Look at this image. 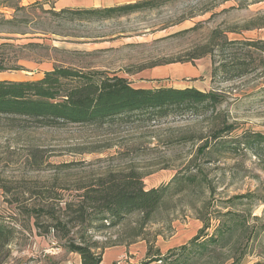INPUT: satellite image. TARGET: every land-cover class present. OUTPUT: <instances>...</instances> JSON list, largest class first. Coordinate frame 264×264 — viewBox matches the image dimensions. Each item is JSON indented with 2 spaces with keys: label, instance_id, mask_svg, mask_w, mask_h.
<instances>
[{
  "label": "rangeland",
  "instance_id": "374dc122",
  "mask_svg": "<svg viewBox=\"0 0 264 264\" xmlns=\"http://www.w3.org/2000/svg\"><path fill=\"white\" fill-rule=\"evenodd\" d=\"M53 4L0 0V46L6 45L0 55L9 67L24 69L6 72L7 79L37 80L64 66L125 77L134 87L190 86L221 94L224 102L215 111L144 116L100 129L40 127L0 115V216L15 228L14 240L0 249V264H81L64 239L47 232L49 216L38 220L33 210L65 208L78 185L130 170L142 174L147 189L178 180L148 224L137 213L116 228L86 233L102 248L101 264L168 255L198 235H213L228 212L246 217L256 232L244 241L241 264H264V151L204 148L225 123L236 128L231 137L264 134V54L242 44L221 48L225 40L264 41V0H169L123 18L72 23L52 15ZM12 19L21 23L4 24ZM227 57L246 61L249 74L213 77Z\"/></svg>",
  "mask_w": 264,
  "mask_h": 264
},
{
  "label": "trees",
  "instance_id": "16d2710c",
  "mask_svg": "<svg viewBox=\"0 0 264 264\" xmlns=\"http://www.w3.org/2000/svg\"><path fill=\"white\" fill-rule=\"evenodd\" d=\"M169 0H143L111 8L63 9L50 11L52 15L69 22L96 19L109 21L161 7ZM6 25L18 26V19L4 21ZM238 44L254 47L264 54V41L225 40L222 49ZM6 45L2 44L0 49ZM222 54V53H221ZM0 55V73L24 70L9 67L8 60ZM213 69V77L220 71L230 74L228 81L249 74V65L237 58L222 59ZM224 102L221 94L203 92L194 87L142 88L134 87L125 77L100 72H84L71 67L55 66L37 80L0 79V115L26 118L40 127L79 125L93 129L128 124L134 119L168 117L176 112L205 109L215 111ZM236 130L232 125L214 131L212 143L204 148L238 153L250 150L260 156L264 151V134L246 130L231 137ZM228 137V138H226ZM230 137V138H229ZM110 148V147H108ZM172 182L160 187L146 188L141 173L110 172L88 184L78 185L80 192L75 199L49 209L39 206L33 215L36 218L48 215L51 221L48 233L54 232L66 241L65 248L81 257V264H101L99 244L86 237L91 229L104 231L120 226L128 216L141 214L143 224H148L163 205L171 190ZM251 195L235 197L243 200ZM56 203V202H55ZM211 236L195 237L181 248L168 255L158 254L148 258L144 264H241L247 254L244 241L254 238L256 232L248 219L240 214L228 212ZM39 220V218H38ZM205 220V219H204ZM201 233L210 223L206 222ZM81 235L80 238L75 236ZM15 238V228L0 216V249L6 248ZM79 240V242H78ZM223 251L234 255H223Z\"/></svg>",
  "mask_w": 264,
  "mask_h": 264
},
{
  "label": "crops",
  "instance_id": "0c3cea01",
  "mask_svg": "<svg viewBox=\"0 0 264 264\" xmlns=\"http://www.w3.org/2000/svg\"><path fill=\"white\" fill-rule=\"evenodd\" d=\"M143 0H31L34 3H51L57 11L63 9H93V8H111L121 6L130 3H136ZM5 73H0V79H7ZM42 78V77H41ZM142 88H149L145 86H138ZM190 87V86H186ZM186 87H175V88H186Z\"/></svg>",
  "mask_w": 264,
  "mask_h": 264
}]
</instances>
